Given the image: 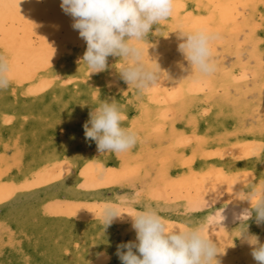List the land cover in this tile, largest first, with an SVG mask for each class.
Instances as JSON below:
<instances>
[{
  "label": "bare ground",
  "instance_id": "bare-ground-1",
  "mask_svg": "<svg viewBox=\"0 0 264 264\" xmlns=\"http://www.w3.org/2000/svg\"><path fill=\"white\" fill-rule=\"evenodd\" d=\"M174 3L172 15L154 26L148 42H144L145 48L149 47V57L145 58L154 60L162 72L159 83L145 92L149 97L154 93L152 102L156 104H164L178 96L172 107L165 106L160 111L142 102L144 92L129 85L121 86L125 81L119 72L121 64L110 57L103 71L84 74L88 68L82 61L87 42L79 35V30L73 28L75 18L63 11L61 0H0V57L7 58L13 70L9 86L23 98L31 99V104L37 100L34 106L45 115L57 118L54 124L44 127L40 137L44 133L57 134V128L64 133L57 137L60 141L53 140L57 143L51 146H45V141L36 137L32 144L43 154L38 158L39 154L34 153L31 157L36 160L30 163L23 147H19L16 163L11 162L9 167L0 164L2 186L7 187L9 181L17 183L19 177L30 176L27 171L35 172L45 166L51 174L55 168L64 167V161L85 176L93 174L101 178L104 167L109 166L101 160L107 156H112L117 170L140 160L138 166H143L148 179H152L149 176L156 168L148 164L151 156L146 151L134 146L120 155L101 153L96 142L85 137L84 124L89 120L90 111L97 100H108L106 90H114L115 85L120 87L111 92L112 95L127 91L130 96H115L114 99L125 114L131 112V106L137 108L135 117L124 121L125 126L134 128L137 137H147L150 143L159 137H195V142L183 143V149L172 152L171 157L181 160L184 153L192 162L206 149L207 154L214 156L225 155L233 149L240 156L255 152L258 169L255 172L264 171V0H174ZM254 6H263L258 19L251 13ZM201 29L216 36L211 46L215 70L208 75L190 74L179 49L183 40L180 30ZM33 33L40 38L37 45L32 42ZM114 57L120 60L119 56ZM114 65L119 68H112ZM249 71H253V79H248ZM102 72L106 73L104 84L90 81L92 76ZM235 77L239 81L235 82ZM224 79L227 81L223 82ZM86 83H90L89 86ZM220 84L223 91L217 92L215 87ZM207 86L213 87L208 98L214 109L206 108L204 100L188 94L190 90L201 92ZM89 95L92 103L88 102ZM200 111L207 113L206 120L196 116ZM9 155L0 152V158ZM214 164L218 163L200 164L190 182L213 175L221 166ZM19 168L21 174H18ZM228 175L231 176V172ZM261 181L264 182L262 178Z\"/></svg>",
  "mask_w": 264,
  "mask_h": 264
},
{
  "label": "rangeland",
  "instance_id": "rangeland-1",
  "mask_svg": "<svg viewBox=\"0 0 264 264\" xmlns=\"http://www.w3.org/2000/svg\"><path fill=\"white\" fill-rule=\"evenodd\" d=\"M256 8L254 6L251 13L258 19L262 16L263 6ZM150 37L148 35L147 38ZM32 38L33 44L37 45L40 41L38 35L33 33ZM108 57L122 63L113 55ZM117 65L112 68L118 69ZM84 74H91L88 68ZM247 76L253 79V71H249ZM234 80L237 82L239 78ZM90 81L104 84L106 73L92 76ZM86 84L89 86L90 83ZM126 85V81L121 84L122 87ZM119 87L115 85L114 90H106L108 101L115 96L130 97L127 91L112 95L111 92ZM9 88L0 89V152L10 153L8 158H0V164L5 167H9L11 162L16 163L19 147L25 150L28 163L36 160L31 157L34 153L39 154V158L43 152L32 144L36 137L44 140L45 146H51L60 141L57 137L64 134L57 128V134L53 132V136H49L44 133L40 137L44 127L54 124L57 118L45 115L34 106L37 100L31 104V99L23 98L16 89ZM211 89L213 87L207 86L201 92L190 90L188 94L204 100L206 108L214 109L208 98ZM215 90L223 91V86L216 85ZM143 95L145 100L142 102L160 111L165 106L172 107L178 100V96H174L164 104H156L152 102L154 93L150 97L148 92ZM88 99L92 103L90 95ZM101 102L97 100L95 106ZM131 108V112L126 113L127 120L136 115V106ZM196 116L200 120L208 117L204 111ZM161 138L150 143L147 137H137L135 144L151 156L148 164L152 163L150 167L156 168L149 176L152 179H148L143 166H138L140 160L136 159L137 165L129 160L127 162L132 166L117 170L112 156H107L101 160L109 165L104 167L101 178L93 174L85 176L64 161V167L55 168L51 174L45 166L35 172L27 171L30 176L19 177L17 183L9 181L7 187L0 184V264H122L116 254L117 245L136 240L131 215L145 207L157 210L170 225L203 227L206 234L220 245L223 252L217 255L220 264H259L251 254L252 246L244 237L255 234L264 243V222L258 224L254 212L242 223L240 218L244 209L251 208V201L240 196L263 182L261 178L264 180L263 170L262 175L255 172L258 170L255 152L240 156L233 149L225 155L214 156L207 154L206 149L189 162L184 153L181 160L180 157H171V153L183 149L184 145H191L196 141L195 137ZM53 140L57 142L53 143ZM77 141L81 144L79 137ZM175 159L179 161L175 162ZM216 162L221 166L213 175L198 180L199 183L190 182L191 177L198 173L200 164ZM21 173L19 168L18 174ZM244 174H248L247 177ZM173 180L177 182H170ZM106 203L118 204L125 213L122 218H113L109 225L103 226L99 212ZM133 251L137 250L134 248Z\"/></svg>",
  "mask_w": 264,
  "mask_h": 264
},
{
  "label": "clouds",
  "instance_id": "clouds-1",
  "mask_svg": "<svg viewBox=\"0 0 264 264\" xmlns=\"http://www.w3.org/2000/svg\"><path fill=\"white\" fill-rule=\"evenodd\" d=\"M60 7L75 18L72 26L87 42L82 61L89 73L103 71L107 57L113 55L122 60L119 72L129 87L145 92L159 83L161 69L154 60L145 58L149 57V47L145 48L144 42H148L154 26L172 15L174 0H61ZM180 36L183 40L179 49L189 73L211 74L215 70L211 56L215 34L203 29L180 30ZM12 71L7 58L0 57V89L9 87ZM126 119L114 99L102 100L89 113V120L84 124L85 137L94 140L101 153H127L137 143V132L124 125ZM240 197L251 201V208L241 213V223L253 212L258 224L264 222V182ZM123 213L118 204L106 203L100 208L99 218L107 226L113 218H122ZM131 216L136 240L117 245L116 254L122 264H220L217 259L223 253L220 245L203 227L170 225L152 207ZM244 239L252 246L253 258L264 264V243L255 234H248Z\"/></svg>",
  "mask_w": 264,
  "mask_h": 264
}]
</instances>
